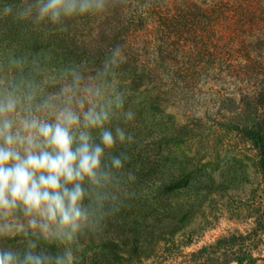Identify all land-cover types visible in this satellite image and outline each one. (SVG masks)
<instances>
[{"label":"rangeland","instance_id":"1","mask_svg":"<svg viewBox=\"0 0 264 264\" xmlns=\"http://www.w3.org/2000/svg\"><path fill=\"white\" fill-rule=\"evenodd\" d=\"M103 13L68 21L88 41L70 57L94 73L110 54L93 48L117 37L137 180L77 264H264V0H109ZM39 29L0 18V44L14 40L0 56Z\"/></svg>","mask_w":264,"mask_h":264},{"label":"clouds","instance_id":"2","mask_svg":"<svg viewBox=\"0 0 264 264\" xmlns=\"http://www.w3.org/2000/svg\"><path fill=\"white\" fill-rule=\"evenodd\" d=\"M109 0H20L0 18L50 23L101 14ZM116 47L94 73L49 51L0 56V264H77L80 240L134 196L128 125L136 113L115 82ZM13 242H16L15 244Z\"/></svg>","mask_w":264,"mask_h":264},{"label":"trees","instance_id":"3","mask_svg":"<svg viewBox=\"0 0 264 264\" xmlns=\"http://www.w3.org/2000/svg\"><path fill=\"white\" fill-rule=\"evenodd\" d=\"M8 2H20V0H8ZM104 14V13H103ZM105 16H110L108 13L105 14ZM77 20H79L78 18H76ZM69 20L65 21V24L67 25V30L66 31H58L57 27L55 25H52L50 23H45V24H41L39 27L40 29L38 31L33 30L30 34H26L24 32V36H26L25 38H23L22 40L25 42L24 45H20V47L18 45H16L14 47V49L10 52V53H14L16 55H19L23 52L26 51H31V52H40L41 50L45 49L46 47L49 48L52 45L58 50L59 53L61 54H56L57 58L54 59V63L56 64H69V63H73V60L71 59L70 55L72 52H74V50H72V46L76 47L78 46V40L81 39V42L83 44L88 43V41H86L84 38H80V32L78 30V28L75 26V23L70 24L68 22ZM73 22H76L75 19L74 20H70ZM133 21V19H131V22ZM25 25H28L29 23L25 22ZM127 23L125 22L123 26L127 27L128 25H126ZM47 26V27H46ZM124 27V28H125ZM20 29V28H19ZM16 32L14 33H18L21 34V30L15 29ZM103 30L99 31V34H101ZM46 34L48 35V38L46 41H43L46 36ZM126 36V33L124 34ZM124 35H118L119 40H123L124 41ZM19 36V35H17ZM166 38V35L164 36V39ZM13 40V39H12ZM6 41L5 44H0V51L2 50H6L8 48V46H10V44L14 43V40L12 41ZM117 40V37H115L112 41V39H110L111 43L108 49H104V46L102 45H97V47H94L93 49H96L99 51V56L101 58H103L106 53L107 54H111L112 50L116 47H114L113 42H115ZM85 45V46H86ZM163 49H168V47H163ZM8 54V52L6 53V55ZM77 64V63H75ZM128 64V63H127ZM126 67V66H125ZM128 68V67H127ZM135 80V83L138 85L136 86V88H138L140 86V82L138 81L137 78H133V81ZM131 86V85H130ZM121 89H123L125 91V93H129L128 92V85H121L119 86ZM181 183L180 181H177L175 183H173V186H179Z\"/></svg>","mask_w":264,"mask_h":264}]
</instances>
